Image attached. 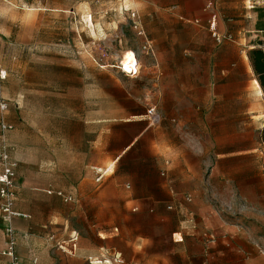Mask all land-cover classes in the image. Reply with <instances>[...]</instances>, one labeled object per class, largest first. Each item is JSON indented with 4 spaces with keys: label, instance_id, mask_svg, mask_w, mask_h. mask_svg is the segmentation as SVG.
Wrapping results in <instances>:
<instances>
[{
    "label": "crops",
    "instance_id": "0c3cea01",
    "mask_svg": "<svg viewBox=\"0 0 264 264\" xmlns=\"http://www.w3.org/2000/svg\"><path fill=\"white\" fill-rule=\"evenodd\" d=\"M155 14L178 17L166 8ZM212 17L216 22L205 6L195 21L209 30ZM263 27L259 21L256 30ZM72 62L43 63L34 95L21 98L18 154L12 142L17 125L5 120L8 108L3 114L13 129L4 140L16 163L13 226L19 264L34 259V264H106L98 260L115 255L123 264H264L257 233L221 214L219 186L203 181L197 128L202 109L179 103L181 112L149 125L146 108L156 104L141 101L139 86L134 97L115 85L118 95L112 97L92 86L89 64ZM57 70L72 75L56 76ZM98 89L100 95L93 97ZM29 110L34 116L28 117ZM37 192L42 197L34 198ZM49 205L59 209L47 210ZM61 207L70 211L67 217ZM3 246L0 221V250ZM0 264L8 258L0 255Z\"/></svg>",
    "mask_w": 264,
    "mask_h": 264
},
{
    "label": "rangeland",
    "instance_id": "374dc122",
    "mask_svg": "<svg viewBox=\"0 0 264 264\" xmlns=\"http://www.w3.org/2000/svg\"><path fill=\"white\" fill-rule=\"evenodd\" d=\"M206 5L217 16L221 42L210 27L195 21ZM165 8L178 17L155 14ZM135 13L146 38L135 32ZM259 21L264 23V0H0V100L9 105L5 120L17 125L12 135L17 154L19 103L26 93L34 95L37 71L42 77L46 61L89 64L92 86L112 97L118 95L115 85L134 97L139 86L141 101L157 105L159 124L181 112L179 103L197 104L203 181L219 186L221 214L242 220L264 246V94L254 83L247 55L254 47L264 48L257 44L264 42V31L256 30ZM128 50L141 64L136 79L117 69ZM55 75L72 73L57 70ZM99 95V89L93 91V97ZM60 209L65 217L70 213Z\"/></svg>",
    "mask_w": 264,
    "mask_h": 264
},
{
    "label": "built area",
    "instance_id": "2783aa9c",
    "mask_svg": "<svg viewBox=\"0 0 264 264\" xmlns=\"http://www.w3.org/2000/svg\"><path fill=\"white\" fill-rule=\"evenodd\" d=\"M207 9H210V5H206ZM215 19L212 17L209 21L210 31L216 42H221L224 38L217 31L215 26ZM133 27L137 36L146 38L145 31L135 13V20H133ZM146 43H148L146 41ZM118 72L123 75L135 77L138 75L140 70V65L137 58V53L135 52V63H132L128 68L122 64V59H120L117 66ZM4 78V75L3 77ZM8 105L4 100H0V131L2 135V144L0 146V221L2 224L3 236H4V246L0 250V255L8 258V264H19V257L16 253V233L13 226V218L17 215L14 211L13 204L15 199V161L10 157L8 152L7 144L4 140V134L12 128L11 125L7 124L3 118L4 112L7 110ZM157 108L154 104H149L146 108V117L149 125L155 126L160 122V118L157 115ZM57 195L63 198L64 201H70L71 197L63 195L62 192L58 191ZM76 237H72L71 241L74 242ZM36 260L34 259L30 264H34ZM98 262H103L108 264L113 262L115 264H123V260L120 256L115 255L110 258H104L98 260Z\"/></svg>",
    "mask_w": 264,
    "mask_h": 264
},
{
    "label": "trees",
    "instance_id": "16d2710c",
    "mask_svg": "<svg viewBox=\"0 0 264 264\" xmlns=\"http://www.w3.org/2000/svg\"><path fill=\"white\" fill-rule=\"evenodd\" d=\"M260 29L264 30V27ZM257 44L264 45V42L258 40ZM247 55L256 80L264 94V48L254 47L248 51ZM261 136L264 141V128L261 130Z\"/></svg>",
    "mask_w": 264,
    "mask_h": 264
},
{
    "label": "bare ground",
    "instance_id": "6f19581e",
    "mask_svg": "<svg viewBox=\"0 0 264 264\" xmlns=\"http://www.w3.org/2000/svg\"><path fill=\"white\" fill-rule=\"evenodd\" d=\"M132 63H135V55L133 51L128 50L122 55V64H124L125 67L128 68Z\"/></svg>",
    "mask_w": 264,
    "mask_h": 264
}]
</instances>
